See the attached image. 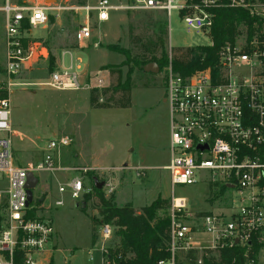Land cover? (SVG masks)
<instances>
[{
  "label": "built area",
  "instance_id": "built-area-1",
  "mask_svg": "<svg viewBox=\"0 0 264 264\" xmlns=\"http://www.w3.org/2000/svg\"><path fill=\"white\" fill-rule=\"evenodd\" d=\"M46 1L5 0L0 9L5 41L0 90L7 92V98L0 99V132L10 133L11 90L24 85L20 76L43 55L31 43L32 30L44 29L62 10ZM217 9H240L249 23L240 25L233 43L220 47L214 68L181 77L173 72L170 56L164 68L169 155L163 169L170 182V256L156 264H189L188 253L196 254L192 264H204L203 257L222 250L248 252L253 245L264 249V0H87L75 9L83 14L74 34L79 45L91 40L93 20L102 24L119 12H161L168 23L175 12L187 32L207 35ZM48 86L79 90L77 74L52 73ZM71 144L68 137L53 139L40 160L16 166L10 138L0 137V264L50 263L55 231L42 216L46 198L33 202L32 195L27 204V177L32 174L37 186L36 174L57 176L56 207L63 206V196L82 201L92 192L87 174L96 169L63 165L60 151ZM69 172L76 175L68 177ZM102 181L104 196H111L114 187L109 180ZM196 184L215 190L212 199L226 197L228 205L221 203L216 211L202 215L188 211L187 200L176 197L174 188ZM102 226L100 236L105 242L111 232L109 225ZM103 264H108L107 256Z\"/></svg>",
  "mask_w": 264,
  "mask_h": 264
},
{
  "label": "rangeland",
  "instance_id": "rangeland-1",
  "mask_svg": "<svg viewBox=\"0 0 264 264\" xmlns=\"http://www.w3.org/2000/svg\"><path fill=\"white\" fill-rule=\"evenodd\" d=\"M4 1L0 0V7ZM83 1L87 0L46 1L48 5L57 3L62 10L51 17L44 29L32 30L31 43L43 55L20 76L24 85L11 90L10 133L0 132V137L10 138L16 166L40 160L51 140L68 137L72 140L71 154H78L80 163L95 167L93 173L100 181L109 180L112 184L117 207L130 204L133 209L140 210L158 197L169 200V173L163 169L169 155L164 69L151 74L143 72L140 63L119 67L125 58L107 47L117 45L128 49L132 56L150 59L152 54L144 52L152 34L149 17L154 20L164 18L167 57L183 53L184 50L175 54L178 49L209 45V33L187 32L175 12L171 14L170 23L161 12H119L113 13L109 21L102 24L93 20L91 40L79 45L74 34L83 14L78 15L75 9ZM159 55L157 50L154 56ZM4 61V15L0 12V86L4 82L1 74ZM48 62H51L50 70ZM129 68L133 86L130 106L124 109L91 108L90 90L101 91L114 85L117 73L112 71L120 69L124 79ZM64 71L77 74L79 90H57L48 86L52 73ZM97 99H103V96L97 95ZM67 152L69 148L60 151L62 158ZM66 175L72 177L76 173ZM36 176L39 184L32 190L33 202L40 196L46 198L42 216L52 223L60 249L56 252L49 247L52 263L103 264L106 256L113 255L118 241L113 226L109 225L111 234L104 242L100 236L103 226L92 224V217L98 219L97 199L92 197L84 204L63 196V206L56 207L54 202L60 198L56 191L57 176L49 173ZM85 181L89 183L88 179ZM174 193L176 197H184L188 211L195 214L216 211L215 207H222L221 203L228 205L224 196L212 199L210 194L215 190L204 184L176 186ZM224 193L230 195L229 191ZM256 260L257 264H264V249L258 252Z\"/></svg>",
  "mask_w": 264,
  "mask_h": 264
},
{
  "label": "trees",
  "instance_id": "trees-1",
  "mask_svg": "<svg viewBox=\"0 0 264 264\" xmlns=\"http://www.w3.org/2000/svg\"><path fill=\"white\" fill-rule=\"evenodd\" d=\"M83 4L84 1L81 5ZM214 14L215 18L209 30L211 44L174 51L177 54L184 50L179 55L171 56V67L174 73L181 77H187L196 71L213 69L220 47L225 42L233 43L240 25L249 23L246 12L240 9H217ZM148 20L152 34L148 38V46L145 47L144 52L152 54L151 58L132 56L128 49L109 45L107 47L109 51L118 53L125 58L119 67L140 63L142 70L143 66L155 63L161 72L167 66L168 57L165 50L167 31L164 18L163 20L159 18L154 20L149 17ZM157 50L160 52L159 57L154 56ZM51 62H48L49 70ZM112 72L117 73L114 85L101 91L90 90L91 108L124 109L130 106V93L133 88L131 69H128L124 79H122L120 69ZM97 95H102L103 99H97ZM4 98H7V92L0 90V99ZM93 177H96L93 172L87 174L92 192L84 195L82 202L86 204L92 197H95L98 219L92 217V224L111 225L115 228L114 235L118 245L113 255L107 256L108 264H156L158 261L168 260L170 256L167 249L170 235L169 200L158 197L149 206L140 210L133 209L130 204L117 207L114 205L113 195L106 198L102 190L95 189L92 182ZM92 238L94 242V230ZM261 248L260 245H253L248 252L238 248L226 249L213 256L203 257V261L204 264H246L248 260H252L253 264H257L256 258ZM195 258L196 254L194 253L186 255L189 264H192ZM49 264H53L52 261Z\"/></svg>",
  "mask_w": 264,
  "mask_h": 264
},
{
  "label": "water",
  "instance_id": "water-1",
  "mask_svg": "<svg viewBox=\"0 0 264 264\" xmlns=\"http://www.w3.org/2000/svg\"><path fill=\"white\" fill-rule=\"evenodd\" d=\"M143 72L151 73V74H158L159 68L155 63H149L143 66ZM93 186L97 190H102L104 186V181H100L97 177L92 178ZM37 179L32 175L29 174L27 177V204L31 203L32 201V190L36 187Z\"/></svg>",
  "mask_w": 264,
  "mask_h": 264
},
{
  "label": "crops",
  "instance_id": "crops-1",
  "mask_svg": "<svg viewBox=\"0 0 264 264\" xmlns=\"http://www.w3.org/2000/svg\"><path fill=\"white\" fill-rule=\"evenodd\" d=\"M1 7H0V9H1ZM71 147L72 146L68 147L69 148V152H67L68 154H66L67 157L65 156V158H62V155H61L62 163H64V164L67 163V165H72V166L91 167V166H88V165H86L84 163H80V161H79V158H80L79 155L78 154H73V155L71 154ZM91 168H95V167H91ZM53 249L56 252H58L60 250L58 248V244H57L56 238H54ZM51 261H53V257L52 256H51Z\"/></svg>",
  "mask_w": 264,
  "mask_h": 264
}]
</instances>
